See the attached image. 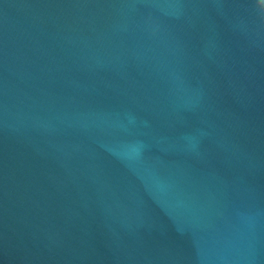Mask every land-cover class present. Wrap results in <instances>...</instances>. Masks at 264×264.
<instances>
[{"label": "water", "instance_id": "1", "mask_svg": "<svg viewBox=\"0 0 264 264\" xmlns=\"http://www.w3.org/2000/svg\"><path fill=\"white\" fill-rule=\"evenodd\" d=\"M0 264H264V0H0Z\"/></svg>", "mask_w": 264, "mask_h": 264}]
</instances>
